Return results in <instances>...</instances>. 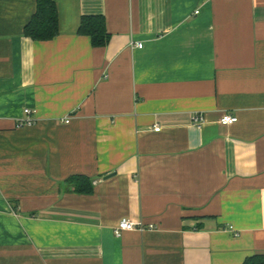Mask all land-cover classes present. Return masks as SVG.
<instances>
[{"label":"crops","instance_id":"obj_1","mask_svg":"<svg viewBox=\"0 0 264 264\" xmlns=\"http://www.w3.org/2000/svg\"><path fill=\"white\" fill-rule=\"evenodd\" d=\"M54 1L36 42V0H0V264L264 255V0ZM98 15L96 49L78 31ZM121 219L156 229L117 238Z\"/></svg>","mask_w":264,"mask_h":264},{"label":"trees","instance_id":"obj_2","mask_svg":"<svg viewBox=\"0 0 264 264\" xmlns=\"http://www.w3.org/2000/svg\"><path fill=\"white\" fill-rule=\"evenodd\" d=\"M59 12L54 0H36V13L28 22L24 37L36 42L53 41L60 33ZM79 36L89 37L93 48L106 47L111 36L107 31V22L104 16H84L78 31ZM75 192L90 195L93 191L92 179L75 176L69 179ZM244 264H264V255H255L247 259Z\"/></svg>","mask_w":264,"mask_h":264},{"label":"built area","instance_id":"obj_3","mask_svg":"<svg viewBox=\"0 0 264 264\" xmlns=\"http://www.w3.org/2000/svg\"><path fill=\"white\" fill-rule=\"evenodd\" d=\"M136 47L138 49H142L143 43L136 45ZM33 113H34L33 110H26L25 114H26L27 118L24 120H20L18 122L19 127H30L31 125H34L33 124L34 120L31 118ZM193 119H194L195 125L198 126L199 128H201L203 125V122H204V118L201 115H197V116H194ZM238 120L239 119L236 116L225 114L221 117L220 124L222 126L229 127V126L237 123ZM69 122H70L69 120L65 121V123H67V124H69ZM159 130H160V128H157L155 131L159 132ZM155 229H156V227H154L153 225H149V227H148V226H144L142 224H137L135 222L133 223L127 219H121L120 223L114 228L113 232H114V236H116L117 238H120L124 232H134V231L146 232V231L155 230Z\"/></svg>","mask_w":264,"mask_h":264},{"label":"water","instance_id":"obj_4","mask_svg":"<svg viewBox=\"0 0 264 264\" xmlns=\"http://www.w3.org/2000/svg\"><path fill=\"white\" fill-rule=\"evenodd\" d=\"M113 175H114V174L108 175V176H106V178L112 177Z\"/></svg>","mask_w":264,"mask_h":264}]
</instances>
